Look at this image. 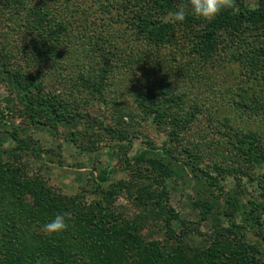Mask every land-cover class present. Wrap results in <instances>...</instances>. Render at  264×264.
<instances>
[{
  "label": "rangeland",
  "instance_id": "rangeland-1",
  "mask_svg": "<svg viewBox=\"0 0 264 264\" xmlns=\"http://www.w3.org/2000/svg\"><path fill=\"white\" fill-rule=\"evenodd\" d=\"M35 1L42 5L50 1L52 6L48 4L47 9L65 23L68 32L61 41L56 33L47 39L38 34L37 39L27 34L23 26H17L13 5L8 8L0 5V41H5L2 45L8 56L0 54L5 55L3 60L11 69L25 71L24 79H34L40 73L39 87L31 98H56L65 104L61 108L66 114L74 117L69 118L67 126L58 124L52 130L35 126L31 121L33 114L19 101L18 92L0 76V109H5L9 121L5 128L18 127L21 135L30 134L42 147L41 158L30 157L24 169L44 176L50 185L67 195L86 189V198L91 199L94 195L89 192L97 172L113 166L109 181L132 184L127 192L121 193L116 204L122 206L126 215L140 216L138 231L147 241L162 239L172 247L185 242L193 249L215 248L210 251L219 256L221 264L239 263L241 250L246 247L242 242L261 239L255 228L251 229L250 224L239 218L228 220L222 213L202 219L199 210L190 204L194 199L190 184L175 179L167 183V203L175 217L171 218L169 213L160 216L148 213L147 207L134 199L136 187L151 183L160 190L162 179L148 165L136 164L131 157L145 147L163 146L180 161L191 160L192 154L211 173L213 163L234 167L243 176L235 179L224 175L210 188L220 207H224L226 193L232 190L240 191L244 200L263 202L258 181L261 179L264 185V167H256L242 158L233 159L228 142L230 136L248 131L264 136V116L240 107L246 97L264 99L258 67L246 65L244 60L234 59L223 51L231 38L227 41L219 36L224 45L209 58L199 55L184 34L175 37L174 43L153 45L130 28L124 20L125 17L129 21V11H123L117 0L111 6V0ZM227 51L237 50L230 45ZM88 83L97 86L99 92L85 88ZM148 94L154 101L168 100L165 107L168 119H162L165 122L155 115H144L139 104L143 101L151 106ZM124 110L131 114L118 124L117 114ZM41 115L37 118L44 122L47 115ZM171 117L180 121L176 125L180 131L176 139L169 136L176 129ZM107 123L128 130L126 139L111 138L102 128ZM13 145L10 140L3 144ZM232 223L246 225L245 235L226 233L217 227ZM168 234L171 236L167 240ZM261 257L264 259V254Z\"/></svg>",
  "mask_w": 264,
  "mask_h": 264
},
{
  "label": "trees",
  "instance_id": "trees-1",
  "mask_svg": "<svg viewBox=\"0 0 264 264\" xmlns=\"http://www.w3.org/2000/svg\"><path fill=\"white\" fill-rule=\"evenodd\" d=\"M113 1H109L110 6ZM47 2L42 5L35 0H0V5L3 8L14 6L13 13L17 15L15 23L19 27L23 26L27 34L34 35L37 39L39 34L40 38L47 39L56 33L58 41H61L68 28L61 19L49 12L47 6H52V3ZM186 2L187 0H117V3L123 5V11H129V21L125 17L124 20L130 24V28L153 45L174 43L175 37L184 34V39L191 41L192 48L199 55L209 58L224 45L219 36L222 40L227 38V41L231 38L230 45H234L237 51H227L230 45L226 43L223 51L232 54L234 59L244 60L245 64L258 67V75L264 83V0H236V8L222 12L210 22L191 14L183 23L172 22L169 14ZM21 18L23 21L20 22ZM3 43L5 41H0V52L8 56ZM4 56L0 54V76L18 92L19 101L33 114L32 123L49 130L55 129L58 124L67 126V121L74 115L66 114L67 111L61 108L64 103L56 98H31L39 87L38 82L42 78L40 73L34 79H24L25 71L11 69L7 61L3 60ZM85 88L92 93L99 92L98 87L91 83L86 84ZM154 100V97L149 96L151 106L144 105L140 100L142 103L139 104L138 101V104L143 106L146 117L155 115L165 122L162 119H168L165 109L168 100ZM172 100L174 102V98ZM240 107L256 116H264V99L249 100L246 97L242 99ZM6 114L5 109H0V132L3 131L4 134L0 136V264H221L219 256L210 251L215 248L193 249L185 245V242L172 247L162 239L147 241L138 231L141 228L138 223L140 216L130 217L125 214L122 206L116 204L121 193L127 192L132 184L123 180L109 181L110 174L115 170L113 166L103 167L97 172L89 192L94 195L91 199L86 198V189L67 195L50 185L44 176L30 174L24 169L27 166L25 161L30 157L40 159L42 147L30 134L21 135L18 127L5 128L9 124ZM41 114L49 117L46 116L47 119L42 122L37 118ZM130 114L128 110L117 114V123L123 122V118ZM170 119L174 121L172 123L176 129L173 128L169 136L176 139L180 133L176 125L180 121H177V117ZM102 128L111 138L123 140L128 134V130H120L110 123L102 125ZM6 140L12 141L14 145L4 147ZM228 142L233 159L242 158L256 167H264V136L248 131L230 136ZM25 156L27 157L24 158ZM189 158L191 160L180 161L170 149L163 146H148L136 152L131 161L136 164L144 163L155 170L162 179V187L157 186L161 188L157 190L151 183L138 185L134 199L139 205L147 207L148 213L157 216L169 213L174 218L173 209L167 203V183L175 179L176 182L181 180L182 183L190 184L194 191V199L190 204L199 210L202 219L222 213L228 220L239 218L245 224H250L251 229L257 230L256 234L261 239L248 241L247 244L242 242L246 247L241 250L240 262L234 263L264 264L261 257L264 254V200H244L240 191L232 190L226 193L224 207H220L210 188L215 187L224 175H231L235 179L243 175L234 167H223L217 163L211 165V173L201 167L192 154ZM245 173L250 175L247 171ZM261 183L263 182L259 179L258 188L264 199V185ZM65 212L72 217L68 230L61 234H45L42 226L57 214ZM218 226L226 233H241L243 236L248 230L246 225L237 223L228 227L217 224ZM171 235L168 234L167 240ZM218 243L221 245L220 241Z\"/></svg>",
  "mask_w": 264,
  "mask_h": 264
},
{
  "label": "clouds",
  "instance_id": "clouds-1",
  "mask_svg": "<svg viewBox=\"0 0 264 264\" xmlns=\"http://www.w3.org/2000/svg\"><path fill=\"white\" fill-rule=\"evenodd\" d=\"M236 6V0H187L186 3L178 5L169 16L174 23H183L189 14L210 22L222 12L232 10ZM71 219L70 213L57 214L42 226L43 231L47 235L61 234L68 230Z\"/></svg>",
  "mask_w": 264,
  "mask_h": 264
}]
</instances>
